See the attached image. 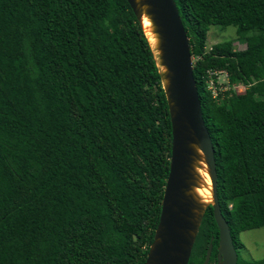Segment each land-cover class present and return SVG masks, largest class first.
<instances>
[{"label":"trees","instance_id":"1","mask_svg":"<svg viewBox=\"0 0 264 264\" xmlns=\"http://www.w3.org/2000/svg\"><path fill=\"white\" fill-rule=\"evenodd\" d=\"M246 1L173 0L235 264H264L237 239L264 228V0L261 17L237 12ZM210 26L249 34L244 48L205 51ZM209 71L243 91L212 97ZM169 154L157 69L125 0H0V264H142ZM209 243L214 260L207 207L187 264Z\"/></svg>","mask_w":264,"mask_h":264},{"label":"water","instance_id":"2","mask_svg":"<svg viewBox=\"0 0 264 264\" xmlns=\"http://www.w3.org/2000/svg\"><path fill=\"white\" fill-rule=\"evenodd\" d=\"M148 43L170 125L168 173L152 241L142 264H187L207 207L217 228L216 264H235L236 252L216 198L213 150L203 124L188 40L173 0H125ZM148 22V32L142 26ZM202 174L208 178L205 184ZM207 189L206 198L198 190ZM212 240V238L210 239ZM211 243L201 264H207Z\"/></svg>","mask_w":264,"mask_h":264},{"label":"rangeland","instance_id":"3","mask_svg":"<svg viewBox=\"0 0 264 264\" xmlns=\"http://www.w3.org/2000/svg\"><path fill=\"white\" fill-rule=\"evenodd\" d=\"M263 10V4L260 0H247L244 4H242L239 8H237V12L241 15L252 16V17H261ZM264 19V15L262 16ZM249 34H244L243 36L237 35L235 32V28L228 26L226 28H219L217 26H210L206 33L205 37V46L204 50L209 51L210 47L217 43H222L226 41H230L232 44V49L235 51L242 50L245 46L244 39ZM192 59V58H191ZM194 59H192V62ZM208 80L206 82V88L213 90L216 94L221 95V97L228 96V93H238L243 91V87L241 85L232 86V88H228L226 76L224 73H218L216 71V75L212 74L210 71L207 72ZM211 78V82L209 79ZM215 78V83L213 78ZM214 97L213 94H211ZM221 100L220 98L217 99ZM237 239L241 244L238 252L239 256L247 261H254L264 258V228L252 229L244 232H240L237 235Z\"/></svg>","mask_w":264,"mask_h":264},{"label":"bare ground","instance_id":"4","mask_svg":"<svg viewBox=\"0 0 264 264\" xmlns=\"http://www.w3.org/2000/svg\"><path fill=\"white\" fill-rule=\"evenodd\" d=\"M142 26L145 29V33L148 35V41H149V43L152 44L153 43V40H152V37L149 34L148 28H147L148 27V22L144 18H142ZM202 177L204 178L205 184L208 185V178H207V176L205 174H202ZM198 194L200 196L206 198L209 193H208L207 189H201V190H198Z\"/></svg>","mask_w":264,"mask_h":264},{"label":"flooded vegetation","instance_id":"5","mask_svg":"<svg viewBox=\"0 0 264 264\" xmlns=\"http://www.w3.org/2000/svg\"><path fill=\"white\" fill-rule=\"evenodd\" d=\"M211 249H212V245H211ZM215 254H216V246H215ZM215 254H214V260H208L207 264H216V260H215ZM210 257V256H209Z\"/></svg>","mask_w":264,"mask_h":264},{"label":"built area","instance_id":"6","mask_svg":"<svg viewBox=\"0 0 264 264\" xmlns=\"http://www.w3.org/2000/svg\"><path fill=\"white\" fill-rule=\"evenodd\" d=\"M220 72H222V71H220ZM220 72H218V73H220ZM212 74H214V75H216V71H213V72H211ZM222 73H224V72H222ZM225 74V73H224ZM226 76V75H225ZM210 78V77H209ZM209 81L211 82V78L209 79ZM208 90H210V89H208ZM210 94H213L214 96H215V93L213 92V90H211L210 91Z\"/></svg>","mask_w":264,"mask_h":264}]
</instances>
